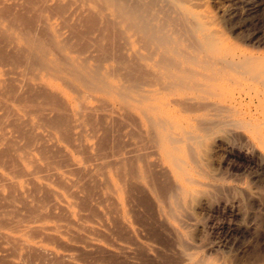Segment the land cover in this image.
Returning a JSON list of instances; mask_svg holds the SVG:
<instances>
[{
    "label": "bare ground",
    "instance_id": "bare-ground-1",
    "mask_svg": "<svg viewBox=\"0 0 264 264\" xmlns=\"http://www.w3.org/2000/svg\"><path fill=\"white\" fill-rule=\"evenodd\" d=\"M199 1L0 0V209L12 215L0 218V243L20 242L1 227L47 241L60 242L53 235L58 229L61 235L80 239L78 230L70 227L79 228L74 218L85 217L79 212L99 214L91 198L97 205L116 202L111 195L94 192L100 183L86 165L99 160L94 164L97 171L115 167L116 194L126 193L127 200L139 196L132 194L135 187L159 199L166 197L169 187L157 175L169 179L175 174L183 184H195L190 164H197L195 148L204 140L197 132L207 133L215 125L237 130L249 124L248 118L217 124L203 118L196 130L188 131L190 121L196 122L191 114L214 109L210 97L226 69L242 77L257 74L243 52L223 57L214 47L215 39L203 33L202 22L187 6L197 7ZM98 59L112 64H89ZM261 79L264 84V74ZM64 92L76 96L77 108ZM233 112L234 108L228 110ZM111 131L116 132L112 145ZM134 138L139 142L133 143ZM74 154H81L82 161ZM150 157L156 159L148 161ZM104 183L108 187L106 179ZM29 191L41 196L35 198ZM173 191L170 217L189 194L181 185H174ZM21 210L28 215L19 219ZM154 212L159 214V208ZM56 217L65 224L37 225ZM117 229L132 233L124 223ZM167 231L178 239V231ZM25 248L31 255L44 256L45 264L56 260L53 252Z\"/></svg>",
    "mask_w": 264,
    "mask_h": 264
},
{
    "label": "rangeland",
    "instance_id": "rangeland-1",
    "mask_svg": "<svg viewBox=\"0 0 264 264\" xmlns=\"http://www.w3.org/2000/svg\"><path fill=\"white\" fill-rule=\"evenodd\" d=\"M197 4V7L187 6L194 12L195 18L202 22L203 33L215 39L214 47L223 57L243 52L249 62L257 68V74L242 77L226 69L223 79L219 82V88L210 97V102L208 101L214 104V109L208 108L210 111L191 114V118L195 117L196 122L190 121L188 128L193 127L196 130L197 122L203 118L212 124L248 118L246 121L249 124L237 130L226 125H215L211 126L207 133L197 132L206 140H203V145L195 148L197 164H190L189 173L191 178L196 180L195 184L187 186L175 174L169 176L171 183L168 182V177L157 175L158 180L165 182L169 187L164 195L166 197H161L162 199L150 195L149 190V194H145L135 187L132 194L134 197L139 196L134 199L141 198L137 201L130 198L127 200L126 193L116 194L115 167L97 171L94 164L102 162L99 160L86 165L94 170L95 178L100 183L94 192L111 195L116 202L106 201L97 205L95 199L91 198V204L95 205V210L100 211L99 214L91 210V213L79 212L78 214L85 215V219L79 220L76 216L74 220L79 228L70 227L73 231L78 230L82 235L80 239L61 235L58 229L53 231V235L60 238V242L47 241L42 236H27L23 232H15L11 227H1V231L18 238L20 242L15 245L0 243V264H45L44 256L37 254V257L32 254L37 258L33 261L34 257L27 252L26 246L38 247L44 253L53 252L56 255L55 262H52L54 264H264V84L261 79L264 74V0H200ZM99 61L100 59L95 63L89 61V64L105 67L112 64ZM63 94L70 104L77 108L76 96L70 92ZM88 103L93 104L92 101ZM231 108H234L235 113H228ZM181 116L187 117L183 114ZM188 131H192V128ZM110 135L112 145L116 132L111 131ZM135 140L133 143L139 142L138 139ZM87 144L92 145L93 142L87 139ZM73 156L78 161L83 159L81 154ZM33 157L40 158L36 153H33ZM155 159L150 157L148 161ZM154 170L158 172V169ZM40 176L36 174L39 181ZM104 179L108 181V187H105ZM131 181L133 185L138 184L135 180ZM170 185H173V188ZM174 185L185 186L189 194L179 207H173L174 217H170L168 207H171V201L174 200L171 199L175 195ZM136 189L142 193L136 192ZM3 193L9 194L7 190ZM30 193L35 198L41 196L39 192L29 191ZM144 194L148 196L146 199ZM9 200L13 201V198ZM28 200L32 201L29 198ZM164 201L168 206L165 207ZM15 205L19 206L17 203ZM157 207L159 214L154 212ZM2 210L0 209V218L12 217ZM129 210L134 211V214ZM73 211L78 210L73 208ZM27 215V211L21 210L17 213V218L21 219ZM121 223L133 234L128 236L127 232L122 233L117 229ZM64 224L59 217L51 221L40 220L37 223L52 228ZM168 227L178 231V239L174 240V236L167 231ZM85 228H93V231L88 232ZM62 243L65 246L60 245ZM87 245L89 247H86ZM94 245L101 246L102 250L101 247L100 251L95 250ZM2 249L6 251L5 254H2ZM27 254L28 259L33 257L29 259L31 261L26 258ZM57 258L61 261L58 262Z\"/></svg>",
    "mask_w": 264,
    "mask_h": 264
}]
</instances>
